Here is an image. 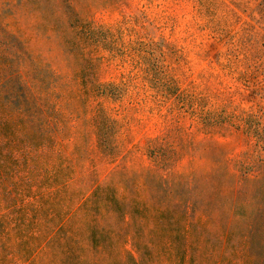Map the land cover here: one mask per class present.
Masks as SVG:
<instances>
[{"label":"rangeland","instance_id":"obj_1","mask_svg":"<svg viewBox=\"0 0 264 264\" xmlns=\"http://www.w3.org/2000/svg\"><path fill=\"white\" fill-rule=\"evenodd\" d=\"M49 2L55 9L39 19L20 0L0 1L10 28L54 71L53 84L71 92L53 100L85 138L79 160L66 141L68 185L23 203L0 191V215L35 224L28 244L61 228V238L91 254L87 228L113 223L103 199L125 194L120 174L127 186L139 182V197L146 168L229 192L248 189L234 175L264 174V0ZM96 117L100 144L87 122Z\"/></svg>","mask_w":264,"mask_h":264},{"label":"trees","instance_id":"obj_2","mask_svg":"<svg viewBox=\"0 0 264 264\" xmlns=\"http://www.w3.org/2000/svg\"><path fill=\"white\" fill-rule=\"evenodd\" d=\"M0 1L10 6L14 0ZM20 6L24 14L37 12L39 19L49 7L55 9L49 0H20ZM3 17L0 10V191L18 192L23 203L25 197L41 199L44 192L70 183L62 174L66 141H75L79 160L85 138H76L79 132L71 130L61 102L53 100L71 92L53 84L54 71ZM87 122L96 144L102 143L104 123L98 117ZM140 177L141 197L139 182L127 186L120 174L125 194L115 190L103 199L114 213L113 223L88 226L91 254L73 238H61V228H48L28 244L35 224L25 216L1 214L0 264H108L110 258L114 264H264V174L234 175L236 184L240 179L248 189L236 185L231 192L193 186L192 176L167 180L149 168Z\"/></svg>","mask_w":264,"mask_h":264}]
</instances>
